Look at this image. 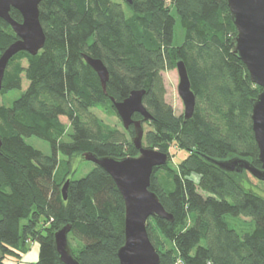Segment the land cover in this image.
Masks as SVG:
<instances>
[{
	"label": "trees",
	"instance_id": "16d2710c",
	"mask_svg": "<svg viewBox=\"0 0 264 264\" xmlns=\"http://www.w3.org/2000/svg\"><path fill=\"white\" fill-rule=\"evenodd\" d=\"M39 9L45 45L36 55L20 51L10 59L0 92L20 90L11 104L0 101V264H7L6 254L23 257L31 240L40 246L36 264H63L54 233L67 223L81 264H120L125 202L116 182L94 162L85 176L69 175L72 158L86 160L85 151L139 153L133 126L121 131L95 109L118 115L111 97L120 101L143 88L153 116L143 122V144L168 152L169 161L173 146L188 152L177 167L168 161L152 175L150 189L174 215L173 221L151 217L147 223L159 264H264V195L247 171L228 172L206 158L237 156L262 166L252 124L253 99L262 87L233 52L237 29L228 1L43 0ZM173 11L184 28L180 44L174 43ZM10 14L22 21L19 10ZM16 39L0 17V55ZM84 54L107 66V93ZM179 59L197 96L188 120L165 99L162 72L176 68ZM33 135L49 141L51 154L26 142ZM61 164L66 168L59 172ZM228 214L252 218L254 227L240 234Z\"/></svg>",
	"mask_w": 264,
	"mask_h": 264
},
{
	"label": "water",
	"instance_id": "95a60500",
	"mask_svg": "<svg viewBox=\"0 0 264 264\" xmlns=\"http://www.w3.org/2000/svg\"><path fill=\"white\" fill-rule=\"evenodd\" d=\"M43 0H0V17L7 21L17 35L0 55V92L3 78L10 59L20 51L36 55L45 45L46 33L40 21L39 5ZM132 3L133 0H126ZM237 34L233 38V52L246 64L254 83L262 87L258 96L253 99L252 124L254 136L259 148L261 167L253 165L242 157L208 160L225 171H247L257 179L264 181V0H227ZM19 10L22 21L15 20L10 11ZM86 62L98 74L103 91L107 93V82L110 72L102 59L84 54ZM179 75L178 93L184 103L183 116L191 119L195 113L197 96L186 63L183 59L176 62ZM146 90L135 89L123 100H111L123 123L124 128L131 126L135 135L133 143L139 153L135 156H99L92 151H85L84 158L104 168L113 177L125 202V241L118 249L120 264H159L161 257L150 240L147 223L151 217L174 220V215L167 211L159 195L150 189L154 168L166 165L170 159L168 152L143 144L144 121L153 118L146 108L143 97ZM139 113L142 118H134ZM2 139L0 136V148ZM70 179L62 186L66 199ZM72 224L61 225L54 233L55 249L63 264H81L73 255L68 234Z\"/></svg>",
	"mask_w": 264,
	"mask_h": 264
},
{
	"label": "rangeland",
	"instance_id": "374dc122",
	"mask_svg": "<svg viewBox=\"0 0 264 264\" xmlns=\"http://www.w3.org/2000/svg\"><path fill=\"white\" fill-rule=\"evenodd\" d=\"M175 13V11H173ZM176 14V13H175ZM176 25H175V36H174V43L180 44L184 39V28L181 25L180 18L176 14ZM164 83L166 86V101L171 104L175 110L176 115H182L184 112V103L182 98L178 93V83H179V75L176 68L168 69L162 72ZM28 86V82L25 78H23L22 88L26 89ZM20 94V90H14L10 94L6 96L0 95V101L5 102L6 104H11L12 100L16 98ZM95 112L104 119L105 122L111 124L113 126L118 127L121 131H124L123 123L118 115L111 114L108 115L104 111L95 109ZM61 120L69 125V120L65 116H61ZM145 130L148 125H144ZM26 142L31 144L37 149L42 150L47 154H51V146L49 141L40 138L38 136H28L25 138ZM172 156L171 160L169 161L170 165H176L181 161L187 154V150L178 148L173 146L171 148ZM60 158H63L60 155ZM62 165V164H61ZM94 167V163L91 161L84 160L82 156L75 155L71 160V174L69 175L70 178L79 179L85 176L92 168ZM66 165H62L59 168V172L65 171ZM249 178L251 179L253 185L256 186L258 191L264 195V183L260 182L261 180L257 179L253 175L248 172ZM167 187L172 188V184L170 185L168 182ZM226 219L229 222L230 226L235 228L240 234H244L254 227V221L252 218L244 217V216H233L231 214L226 215ZM39 242L38 241H29L27 243V252L23 255V257L19 258L14 254H6L4 257V261L7 264H36L37 260L39 259ZM176 264H182L181 262H177Z\"/></svg>",
	"mask_w": 264,
	"mask_h": 264
}]
</instances>
